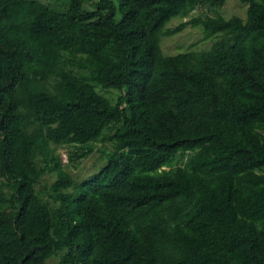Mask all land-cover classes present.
Listing matches in <instances>:
<instances>
[{
  "label": "trees",
  "instance_id": "1",
  "mask_svg": "<svg viewBox=\"0 0 264 264\" xmlns=\"http://www.w3.org/2000/svg\"><path fill=\"white\" fill-rule=\"evenodd\" d=\"M240 1L0 0V264H264V0ZM199 25L223 38L163 54Z\"/></svg>",
  "mask_w": 264,
  "mask_h": 264
},
{
  "label": "rangeland",
  "instance_id": "2",
  "mask_svg": "<svg viewBox=\"0 0 264 264\" xmlns=\"http://www.w3.org/2000/svg\"><path fill=\"white\" fill-rule=\"evenodd\" d=\"M46 5H49L52 9L59 13H65L68 9V1L69 0H34ZM116 2V0H113ZM247 6L243 4L240 0H227L225 6L220 11V15L226 19H232L234 17L242 18L246 20L247 18ZM204 15L213 16L214 13L210 12L209 9L204 7L198 8L195 12H193L187 18L174 17L169 21L165 29L172 30L179 26L184 21H188L194 17H202ZM120 19V14H117V20ZM223 38V34L212 35L210 37H206V32L202 26H188L182 32L171 36L164 37L161 40V48L162 52L165 56H175L180 53L187 52H203L210 50L212 45ZM100 93L110 98H117L119 94H122L120 90H111L109 93L103 90L102 88H98ZM123 95V94H122ZM111 133L107 132V135ZM70 150V147L64 145L60 147L58 153L61 155L63 159V163L66 165L67 161V151ZM113 150V143L110 141L98 143L95 148V152L89 156L87 159L83 160L77 168H69L68 171L72 174L74 179L77 182H82L91 175L100 171L108 163V154ZM55 176L46 175L44 176L37 189H45L47 191L53 183ZM3 184L6 185L5 179L0 177V186ZM3 191L7 194L10 192V188L6 185L3 187ZM47 264H60V258L58 256L52 258L47 262Z\"/></svg>",
  "mask_w": 264,
  "mask_h": 264
}]
</instances>
